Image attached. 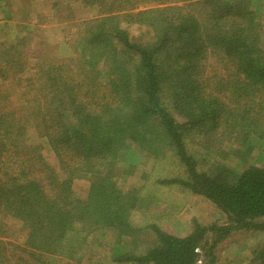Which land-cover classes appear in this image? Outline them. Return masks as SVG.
Masks as SVG:
<instances>
[{"label":"trees","instance_id":"16d2710c","mask_svg":"<svg viewBox=\"0 0 264 264\" xmlns=\"http://www.w3.org/2000/svg\"><path fill=\"white\" fill-rule=\"evenodd\" d=\"M7 1L0 264L80 263L90 237L108 231L122 241L112 249L118 263L216 264L224 240L264 233V165L255 163L264 153V0H53L47 15L20 0L18 17ZM73 1L90 16L76 18ZM50 19L59 43L39 33ZM135 151L153 159L155 185L200 195L226 220L194 218L185 236L149 223L155 239L140 242L132 216L145 195L117 181ZM82 178L89 188L77 193ZM8 218L26 232L23 244L4 239ZM252 254L248 264H264V242Z\"/></svg>","mask_w":264,"mask_h":264},{"label":"rangeland","instance_id":"374dc122","mask_svg":"<svg viewBox=\"0 0 264 264\" xmlns=\"http://www.w3.org/2000/svg\"><path fill=\"white\" fill-rule=\"evenodd\" d=\"M34 1L36 2V9L41 11V15H47L50 12L51 3L53 0ZM261 4L264 6V2ZM18 5H20V0H8L7 3L2 4L3 9H8L7 11L10 10V12L13 11L15 16H17V14L18 16H25L26 14L24 12L26 11H23V8L20 9ZM73 5V15L76 16V18H85L90 16L80 1H75ZM255 9L256 11L259 10L258 5ZM66 11L69 10L66 9ZM1 17H3L2 11H0V25H3V22H6V24L10 22L3 20ZM32 17L33 16L31 15L30 19L35 21L36 19L34 17L33 19ZM24 19L28 21V18ZM44 23L45 27L42 28V31H39L40 35L50 42L59 43L62 39L63 30L61 27H59L58 21L53 20L51 22L50 19L49 21L45 20ZM1 27H3V30L0 31L3 32V34H0V39H5L4 35L6 36L7 33L11 32L10 30L13 29V27ZM66 54L67 51L65 49L60 51V56H65ZM18 88L19 87L16 86L11 91L18 94L20 91ZM14 102H16V99H14ZM30 129L33 135L35 133L34 128L31 127ZM31 139L35 140L36 138L33 136ZM133 147L134 149L131 148L132 153L135 149H138L139 151L137 146ZM259 149L260 148L256 149V152H254L257 154ZM136 153L137 152L135 151L134 154L131 156L129 155V158L126 156L128 161L127 159H122L120 165L123 166L129 162L128 170L132 169V171L128 173L122 172L124 174L119 175L117 181L121 187L123 186V189H129L132 187L141 188L143 195H145L146 201L144 202L146 203V207L142 211L134 213L132 216L133 224L139 225L140 227L143 226L142 231L139 232V234H136L140 242L149 245L152 244L155 239V234L152 232L150 227V230L148 229L149 232L147 229H144L149 223H155L163 230L173 235L185 236L191 232L194 218L203 224H209L213 221L223 223L226 220L225 216L219 209H217L209 200L200 195H191L190 193H186V191H180L177 188H166V190H164V187L161 188L162 186L155 185L153 180L155 179L154 176L156 172V166L153 163V159L147 157L144 152H140V154L135 155ZM230 158L231 159H229V163L235 164V158ZM48 159L53 165L56 164L53 157H48ZM255 159V163L258 165H264V153L261 159ZM89 183L90 182L88 179H76L74 180V190L77 193H86L89 188ZM154 189H162V191L157 192V190ZM154 193L157 194L154 195ZM7 223L10 225V230L7 231L4 239L23 244L26 240V232L21 229L20 222L12 218H8ZM123 239L124 241L127 240L126 242H129V239L131 238L124 236ZM89 241L90 249L86 252L87 254L85 255L82 262L75 263L72 262V260L58 257L56 259V264H131L127 262L118 263L112 259L113 248L116 250L122 248L123 250L122 241H120L121 243L117 241L115 231L113 233L108 231L102 236L100 240L90 237ZM263 242V232L235 233V235L224 240L219 245L217 249L219 260L216 262V264H248L252 259V250ZM127 247L129 246H126L125 250H127Z\"/></svg>","mask_w":264,"mask_h":264}]
</instances>
